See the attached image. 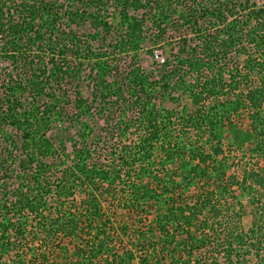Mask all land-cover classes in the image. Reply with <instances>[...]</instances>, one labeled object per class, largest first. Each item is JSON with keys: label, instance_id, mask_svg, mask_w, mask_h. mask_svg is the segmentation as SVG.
I'll use <instances>...</instances> for the list:
<instances>
[{"label": "trees", "instance_id": "16d2710c", "mask_svg": "<svg viewBox=\"0 0 264 264\" xmlns=\"http://www.w3.org/2000/svg\"><path fill=\"white\" fill-rule=\"evenodd\" d=\"M187 1L0 0V264H264V1Z\"/></svg>", "mask_w": 264, "mask_h": 264}, {"label": "rangeland", "instance_id": "374dc122", "mask_svg": "<svg viewBox=\"0 0 264 264\" xmlns=\"http://www.w3.org/2000/svg\"><path fill=\"white\" fill-rule=\"evenodd\" d=\"M179 1V0H178ZM180 1H183V0H180ZM262 1H264V0H256V2L260 5L261 3H262ZM190 2H192V0H188L187 1V4L188 3H190ZM138 13V15H140L141 14V11H139V12H137ZM110 21L111 22H113L114 21V19H113V17L112 18H110ZM114 23V25H115V23H116V21H114L113 22ZM143 26L145 27L144 28V32H143V35L145 36V39L143 40V42H140V44H139V48H138V60H137V63L141 66V68H143L145 71H149L150 70V68L154 65V59H155V55L153 54H151L152 52H151V50L153 49V52L155 53V52H160L161 51V49H160V47H158V46H155L154 44H153V42H152V35H153V33L156 31L151 25H150V22L149 21H147L146 23H143ZM253 29V27H251V28H249L248 29V31H253L252 30ZM80 30L81 31H83V30H85V31H87V32H89V31H91L92 30V27H90L89 25H85V26H81V28H80ZM114 30V29H113ZM114 34L115 35H117V32H114ZM110 40L112 41L113 40V38H111L110 37ZM196 42V41H195ZM195 42H192V40H191V45L190 46H194V45H196L195 44ZM179 44H175V46H178ZM250 47H251V49L252 50H250L251 52H254L255 51V49H253L252 48V46L251 45H249ZM0 48H1V40H0ZM259 50V49H258ZM161 53V52H160ZM160 55V54H159ZM229 62H231V64H232V66L234 67V68H236L237 66L235 65V63H232L233 62V59L231 58L230 60H229ZM0 65H1V69H7L8 68V70L10 69V65H9V61L8 60H5V58L4 57H0ZM183 70V72H185L186 70H188L187 68H182ZM194 79V78H193ZM239 79H241V77L239 78ZM242 88H244L243 86H241ZM83 93H84V95H86L87 93H89V89H86V87H83ZM185 97V96H184ZM182 103H186V99L185 98H183L182 99V101H181ZM166 105H167V103H166ZM244 117H246V115L244 116ZM233 119L235 120V121H238V120H240L241 121V118L240 117H237V116H235V117H233ZM245 126H246V123H245ZM228 131V127H224V128H222V130L220 131V135H221V139H222V146H223V150H224V153L227 155V157L229 158V163H231V168L227 171V174L229 175L230 173H233V172H235V173H239L240 174V170H241V168L243 167V165H244V161H246V160H249V164L248 165H259V163L261 164V162L259 161L258 163H257V160H250L249 158H248V156L246 157H244V156H242L241 155V153H240V151H236L233 147L231 148V147H229L230 146V144H231V139L230 138H226L225 137V135H224V133L225 132H227ZM232 150H231V149ZM246 148V147H245ZM254 152V154H256L257 153V150L256 151H253ZM255 156V155H254ZM253 157V156H252ZM256 157V156H255ZM254 157V158H255ZM234 159H236L237 161H239V163L237 162L236 164H234L233 166H232V161H234ZM238 165V166H237ZM245 207H246V212L244 213V215L242 216V218H241V223H242V225H243V227L245 228V229H247V228H249L250 226H251V224H252V221H253V216H252V208H251V205H248V204H245Z\"/></svg>", "mask_w": 264, "mask_h": 264}, {"label": "built area", "instance_id": "2783aa9c", "mask_svg": "<svg viewBox=\"0 0 264 264\" xmlns=\"http://www.w3.org/2000/svg\"><path fill=\"white\" fill-rule=\"evenodd\" d=\"M158 56L157 55H155V58H157Z\"/></svg>", "mask_w": 264, "mask_h": 264}]
</instances>
